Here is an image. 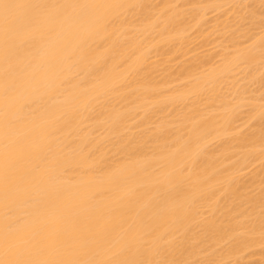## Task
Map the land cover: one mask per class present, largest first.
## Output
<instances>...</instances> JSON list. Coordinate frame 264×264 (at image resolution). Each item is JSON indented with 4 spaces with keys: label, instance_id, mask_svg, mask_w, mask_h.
<instances>
[{
    "label": "bare ground",
    "instance_id": "bare-ground-1",
    "mask_svg": "<svg viewBox=\"0 0 264 264\" xmlns=\"http://www.w3.org/2000/svg\"><path fill=\"white\" fill-rule=\"evenodd\" d=\"M200 1L0 0V264H238L264 247V98L238 83L263 80L264 25L247 33L264 0L235 25L248 44L223 22L233 50L214 64L148 62L207 10L248 8Z\"/></svg>",
    "mask_w": 264,
    "mask_h": 264
},
{
    "label": "rangeland",
    "instance_id": "rangeland-1",
    "mask_svg": "<svg viewBox=\"0 0 264 264\" xmlns=\"http://www.w3.org/2000/svg\"><path fill=\"white\" fill-rule=\"evenodd\" d=\"M200 1V0H199ZM247 1H249V0H246V3L245 4H247L248 5V8H247V6L245 5V7H242V9L244 10V12L243 13H246L249 9H250V7L252 6V8L254 7V3H252L251 4V1L252 0H250L248 3H247ZM201 3H202V1H200ZM253 2V1H252ZM256 4V3H255ZM231 5V4H230ZM230 5L228 6V7H230ZM257 5V4H256ZM261 5V6H260ZM264 4H261V3H259V6L257 5L255 8H256V10H255V8H253L252 10H254V11H256V14H255V12H254V14L256 15V18H255V15H254V18L253 17H251L250 18V20L248 19L247 20V17H250V15L251 16H253L252 14H250L249 16H246L245 17V15H247V13L249 14V12L250 11H248L246 14H242V13H240V12H238V10H240V9H238L237 10V12L239 13H237L236 12V10L234 11H231V9H232V7H231V9L229 8L228 9V7H225L224 9L222 8V10L220 9L219 11H213L212 12V10H211V13L209 12L210 11V9H209V11L207 10L206 12H205V17H204V19H202L201 20V23H203V20H204V23H203V25L199 28L201 31V33L199 34V33H196L195 34V32H194V34H192L193 32L192 31H190L189 32V36L188 37H190V38H188L190 41H188L189 43H186V44H184V47H183V45H182V48L180 47H177V46H175L178 50H176V53L174 52V51H170V52H172V53H170V54H173V53H175V55L172 57L170 54H166V53H162V54H159L158 56H153V57H151V56H149V59H150V61L148 60V62H151V63H154L155 62V64H157L158 65V67H156V69H158V71H160V70H162L165 66L167 67L168 65H170V66H172V68L171 67H167L168 69L167 70H169V68L171 69V70H169L170 72L173 70V69H175L176 68V70H177V66L180 64V63H182L184 60V62H186L188 59H190V57L192 58L193 57V55H195V54H199V55H195L196 57L198 56H201V58L200 59H203V60H205V61H207V64H205L206 65V67L207 66H210V64L212 65V64H214V62L217 60H219L218 59V57L219 56H221V54H228V53H226V52H229L230 51V53H231V51L233 50V47H232V41H231V37H232V34H229L232 30H234V26L235 25H238V28H237V26H235V31H236V28H237V30H238V33H240V31L241 30H239V27L242 29H244L245 28V30L247 29V27H248V29H250V26L249 25H251L252 24V22L250 23L249 21H251V19L253 20V21H255V22H257V24L258 23H260V24H258V26H256L255 24V22H253V24L251 25L252 27V29L250 30V32H249V30L247 29L246 31H244V30H242L241 32H249V33H247V35H253L252 37H256L258 34H260L262 31H263V29H264V27H263V25H264V7H262ZM227 6V5H226ZM232 6V5H231ZM183 8V7H182ZM186 8V7H185ZM187 8H189V6H187ZM246 8V9H245ZM225 9H226V11H225ZM242 9H241V12H242ZM227 10H229V11H227ZM251 10V9H250ZM246 11V12H245ZM221 12H223V13H221ZM232 12V13H231ZM233 12L237 15V19H244V17L246 18L245 20H240L239 19V22L238 23H236V24H234L235 23V20H234V18L233 17H236V15L235 14H233ZM206 13H207V15H206ZM250 13H252V11L250 12ZM240 14H242L241 16H240ZM233 15H235V16H233ZM240 16V17H239ZM217 18V19H216ZM233 19V20H232ZM236 19V18H235ZM214 21H215V23H214ZM218 21V22H217ZM222 22V23H220V22ZM238 20H236V22H237ZM240 21H241V23H240ZM223 22H227V23H229V24H231L232 26H233V29H232V27H230L231 25H229V24H227L229 27L228 28H230L231 29V31L230 30H228V28L226 27V25L224 26V27H226L227 28V31H229L228 33H227V31H225V30H223L224 29V27H223ZM205 23H206V25H205ZM217 23V24H216ZM201 25V24H200ZM215 25V26H214ZM216 25H217V28H216ZM219 25H221V27L222 28H220V26ZM240 25V26H239ZM255 25V26H254ZM261 26V28L263 27V29H261L260 28V26ZM258 27V28H257ZM204 28V29H203ZM213 29V30H212ZM219 29L222 31V32H220L219 31ZM192 32V33H191ZM217 32V33H216ZM219 32L220 33H223V36H222V34H219ZM243 32V33H244ZM190 33H191V35H190ZM227 33V38H228V40H229V35H230V40H229V42L227 41V40H225L223 37H225L224 36V34H226ZM237 33V31H236V37L234 36V41H239V42H237V43H242V45H246V44H248V42H246L247 40H245V37H244V34L243 33H241V34H243V35H241V34H238ZM246 33H245V36H246ZM198 35V36H197ZM200 35V36H199ZM234 35V34H233ZM192 36L194 37V38H192ZM238 36V37H237ZM239 36H241V37H239ZM243 36V37H242ZM238 38V39H237ZM247 39V38H246ZM230 41H231V43H230ZM236 43V42H235ZM232 44V45H231ZM240 45V44H239ZM242 45H240V46H242ZM185 46H186V50L185 49H183V48H185ZM176 48H174V50L176 49ZM181 49V51H179ZM187 49H189V53L188 54H186L185 56L183 55L184 54V52H187ZM184 52H183V51ZM224 50L226 51L225 53H223L224 52ZM179 51V52H178ZM191 51V52H190ZM167 52H169V51H167ZM183 52V53H182ZM194 52H196V53H194ZM194 53V54H193ZM204 55V56H203ZM206 57V58H205ZM193 58H195V57H193ZM192 58V61L194 60L195 61V59H193ZM209 58V59H208ZM169 59H171L170 61H169ZM203 60H201V61H203ZM157 61V62H156ZM188 61H190V60H188ZM216 61V62H217ZM196 62V61H195ZM190 63H191V61H190ZM193 63V62H192ZM183 64V63H182ZM217 64V63H216ZM204 66V65H203ZM165 67V68H166ZM179 67V66H178ZM165 68H164V70L163 71H167V70H165ZM205 68V67H204ZM258 69L260 70V67H258ZM263 69V70H262ZM262 70V71H261ZM261 70L260 71H257V72H262V74L261 75H258V77H260V78H263V80L261 81L260 79V81L262 82H260L259 80H258V82L256 83L255 82V80L253 81H250V82H246V80H242L244 83H240V82H238L240 85H246V86H244L245 87V92H244V94H243V96L244 95H247V93L246 92H248L249 91V94H250V96L252 95V94H254V93H256V94H259V96H257V97H259V98H264V93H262V92H264V67L263 68H261ZM157 71V73L156 74H154V75H157V74H160L161 73V71L160 72H158ZM174 72V71H173ZM173 75V74H172ZM239 76V75H238ZM262 76V77H261ZM173 77V79H179V78H175V77H177L176 75H174V76H172ZM237 77V76H236ZM157 79V78H156ZM237 79H239L240 81H241V79H240V77H238ZM158 80H159V77H158ZM239 80H237V81H239ZM177 81V80H176ZM182 81V80H181ZM181 81H177V82H174L175 84H174V86H176V84L177 85H181V84H183V83H181ZM260 82V83H259ZM247 83H249L248 85H247ZM256 85H255V84ZM253 84V85H252ZM262 84V85H261ZM179 85V86H180ZM249 85H250V87H249ZM173 86V85H172ZM247 86H248V88H249V90H246V89H248L247 88ZM254 90V91H253ZM227 93L228 94H232V93H230L229 91H227ZM233 95V94H232ZM263 95V96H262ZM242 96V97H243ZM249 96V95H248ZM248 96H244L243 98H247L246 100V102H248V99H255L256 98V96H255V94L254 95H252L251 96V98L250 97H248ZM230 96L228 95V98H229ZM231 98V97H230ZM233 98V97H232ZM263 98H262V100H263ZM245 100V99H244ZM257 101H258V103H259V100H258V98L256 99ZM261 100V99H260ZM248 103H250V101L248 102ZM247 103V105L248 106H250L249 104ZM264 103V102H263ZM263 103H262V105H263ZM246 104L244 105L245 107L247 106ZM261 104H260V106L261 107H263ZM243 106V107H244ZM247 106V107H248ZM244 108V109H242V111H241V109H240V111H241V113H239V115H240V118H238V119H240V121H238L239 122V124H238V122L236 123V125H234V126H237L238 125V127L239 126H241V122H247V115L249 116L250 115V108H249V110H248V113L249 114H247L246 115V119L244 118V115L246 114L245 112H247V109L248 108ZM246 109V110H245ZM262 111H264V107H263V109H262ZM243 112V113H242ZM238 115V116H239ZM262 117L264 118V114L262 115ZM241 118H243V120L241 119ZM245 119V120H244ZM262 120V119H261ZM255 121H257V120H255ZM260 123L262 122V121H260V120H258ZM263 121H264V119H263ZM249 122V121H248ZM251 122H254V120H251L250 119V122L248 123V125H252L253 123H251ZM259 122H258V125H259ZM243 124V123H242ZM245 124V123H244ZM247 124V123H246ZM245 124V127H244V129L246 130L247 128H248V130H249V126L248 125H246ZM254 124H256V123H254ZM253 124V125H254ZM151 125V124H150ZM252 125V126H253ZM257 125V127H258V129H260V130H258L261 134L263 133L264 134V122H262L259 126ZM248 126V127H247ZM255 126V125H254ZM149 127V126H148ZM147 127V128H148ZM150 127H152V126H150ZM149 127V128H150ZM260 127V128H259ZM240 128H242V126L240 127ZM239 128V129H240ZM244 129L242 130L241 129V133L242 132H244ZM254 131L255 130V128H250V131ZM257 130V129H256ZM238 131V130H237ZM250 131H247V132H250ZM246 131H245V133H247ZM262 134V135H263ZM261 163H264V159L263 160H261ZM255 165H259V162H258V164L256 163ZM256 166V167H257ZM253 167V166H252ZM254 168V167H253ZM252 169V168H251ZM251 169H250V171H251ZM245 171V170H244ZM247 171V170H246ZM249 172V170L245 173V175L247 174ZM243 174V173H242ZM248 177V174L246 175V177L244 178V179H246ZM264 178V177H263ZM260 181H262V180H260ZM260 184H261V188H264V181H262V183L260 182ZM260 186V185H259ZM263 246H261L260 248H255L256 249V251H257V253H259V252H261V248H262ZM255 249L254 250H252L251 252H249V251H247V254H245L243 257H245V256H247L248 258H244V259H242L241 257V259H239L240 261H241V263L242 264H246V262L248 263H250L251 262V264H259L258 262H260V260L262 261V260H264V256H262L263 254H261V255H259V254H257V253H255L256 251H255ZM263 249H264V247H263ZM253 251H254V253H255V256H252L251 257V253H253ZM262 252H264V250H262ZM249 253V254H248ZM250 255V256H249ZM253 255V254H252ZM249 257H250V259H249ZM263 257V258H262ZM252 258V259H251ZM262 258V259H261ZM249 259V260H248ZM251 260V261H250ZM228 261H230V260H226V261H224V264H226V262H228ZM236 261L237 262H240V261H238L237 259H236ZM236 261H234V262H236ZM230 262H233V261H230ZM230 262H228V264L230 263ZM244 262V263H243ZM241 263H238V264H241ZM231 264H233V263H231ZM235 264V263H234ZM237 264V263H236Z\"/></svg>",
    "mask_w": 264,
    "mask_h": 264
}]
</instances>
